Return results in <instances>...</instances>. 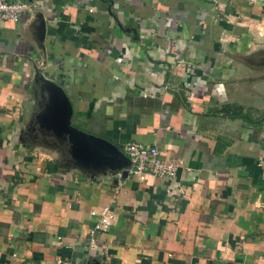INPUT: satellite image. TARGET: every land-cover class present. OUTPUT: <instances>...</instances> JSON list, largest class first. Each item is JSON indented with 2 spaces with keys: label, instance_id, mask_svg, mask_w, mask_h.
I'll use <instances>...</instances> for the list:
<instances>
[{
  "label": "crops",
  "instance_id": "obj_1",
  "mask_svg": "<svg viewBox=\"0 0 264 264\" xmlns=\"http://www.w3.org/2000/svg\"><path fill=\"white\" fill-rule=\"evenodd\" d=\"M33 1L0 21V264H264V121L240 116L264 113V0ZM46 81L72 126L126 163V142L154 145L174 177L123 178L38 134Z\"/></svg>",
  "mask_w": 264,
  "mask_h": 264
},
{
  "label": "water",
  "instance_id": "obj_2",
  "mask_svg": "<svg viewBox=\"0 0 264 264\" xmlns=\"http://www.w3.org/2000/svg\"><path fill=\"white\" fill-rule=\"evenodd\" d=\"M131 33L136 39L134 29H131ZM45 86V89L48 90V105L39 121L41 126L46 129L40 130L52 132L55 136H61L68 141L70 156L84 162L105 164L110 171L120 170V176L124 178L129 163L128 159L127 163L122 161L123 154L108 140L87 134L72 126L70 124L72 106L67 95L51 81H46Z\"/></svg>",
  "mask_w": 264,
  "mask_h": 264
},
{
  "label": "built area",
  "instance_id": "obj_3",
  "mask_svg": "<svg viewBox=\"0 0 264 264\" xmlns=\"http://www.w3.org/2000/svg\"><path fill=\"white\" fill-rule=\"evenodd\" d=\"M216 4L219 0H205ZM36 9L35 1H6L0 0V21H17L24 14H30ZM123 151L127 155L128 166L126 176L137 177L143 180L146 174L157 178L168 179L174 177L176 170L181 165L180 160H165L159 157L157 148L144 146L135 141H128L123 145ZM89 214L94 217L92 227L88 230V241L95 243L97 231H105L113 221V212L108 205H103L96 210H90ZM54 264H71L68 260L57 257Z\"/></svg>",
  "mask_w": 264,
  "mask_h": 264
},
{
  "label": "rangeland",
  "instance_id": "obj_4",
  "mask_svg": "<svg viewBox=\"0 0 264 264\" xmlns=\"http://www.w3.org/2000/svg\"><path fill=\"white\" fill-rule=\"evenodd\" d=\"M240 116H241V118L242 119H244L246 122L247 121H251V120H255V119H257V120H259V119H261V120H263L264 121V113H261V115L260 114H258L256 117L254 116V113L252 112V110H250V109H247V110H245L243 113L241 112L240 113ZM41 123H39V122H35V124H34V126L33 127H35V128H37L36 129V131L38 132V134H40V129H39V125H40ZM38 125V126H37ZM42 127V126H41ZM44 131V130H43ZM42 133V132H41ZM44 134V133H43ZM48 135H51V134H48ZM51 136H54L53 134L51 135ZM60 138L63 140L64 138H62L61 136H60ZM63 146H66V145H63ZM62 149V145H61V147H60V150ZM62 152H64V151H62ZM60 154V153H59ZM63 156H65V158L66 157H68L67 156V154H66V152H64L63 153Z\"/></svg>",
  "mask_w": 264,
  "mask_h": 264
},
{
  "label": "trees",
  "instance_id": "obj_5",
  "mask_svg": "<svg viewBox=\"0 0 264 264\" xmlns=\"http://www.w3.org/2000/svg\"><path fill=\"white\" fill-rule=\"evenodd\" d=\"M224 109H225V106H222L220 111H222V110H224ZM237 115H238L237 113H234V114H233V116H237Z\"/></svg>",
  "mask_w": 264,
  "mask_h": 264
}]
</instances>
